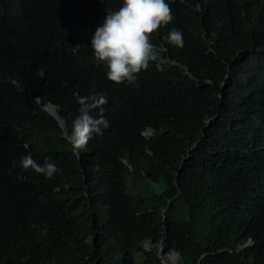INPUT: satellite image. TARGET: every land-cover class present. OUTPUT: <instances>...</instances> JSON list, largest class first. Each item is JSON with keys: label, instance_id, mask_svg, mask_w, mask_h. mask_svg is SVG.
<instances>
[{"label": "trees", "instance_id": "1", "mask_svg": "<svg viewBox=\"0 0 264 264\" xmlns=\"http://www.w3.org/2000/svg\"><path fill=\"white\" fill-rule=\"evenodd\" d=\"M168 2L158 60L115 84L89 46L120 0H0V264H163L162 240L179 264H264V0ZM98 93L109 127L77 155Z\"/></svg>", "mask_w": 264, "mask_h": 264}, {"label": "clouds", "instance_id": "2", "mask_svg": "<svg viewBox=\"0 0 264 264\" xmlns=\"http://www.w3.org/2000/svg\"><path fill=\"white\" fill-rule=\"evenodd\" d=\"M173 18L168 0H120L118 10L107 13L90 38L89 47L104 68L106 79L115 84L135 83L137 74L159 58L152 34ZM166 40L176 47L184 46L183 32L179 29H172ZM77 103L79 114L73 118L71 131L65 139L78 155L94 134H102L109 127V121L104 115L107 97L103 94L78 95ZM94 110H97L95 116L92 115ZM16 163L13 161L14 166ZM19 166L46 179L59 170L50 158L40 163L31 154L23 156Z\"/></svg>", "mask_w": 264, "mask_h": 264}, {"label": "water", "instance_id": "3", "mask_svg": "<svg viewBox=\"0 0 264 264\" xmlns=\"http://www.w3.org/2000/svg\"><path fill=\"white\" fill-rule=\"evenodd\" d=\"M46 111L50 113L59 123V125L62 127L64 134L66 136V122L65 120L57 114V112L54 110V107L52 104H47L45 107ZM155 247H157V255H159V258L161 259L163 264H170V257H175L174 261H171L173 264H178L180 261L179 256L176 253H169L168 247L166 245L165 240H162L159 244H157Z\"/></svg>", "mask_w": 264, "mask_h": 264}, {"label": "rangeland", "instance_id": "4", "mask_svg": "<svg viewBox=\"0 0 264 264\" xmlns=\"http://www.w3.org/2000/svg\"><path fill=\"white\" fill-rule=\"evenodd\" d=\"M170 264H173L171 261H170ZM179 264V263H178Z\"/></svg>", "mask_w": 264, "mask_h": 264}]
</instances>
